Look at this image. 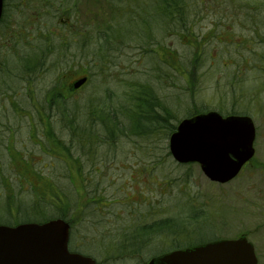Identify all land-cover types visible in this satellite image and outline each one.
<instances>
[{"label": "trees", "instance_id": "trees-1", "mask_svg": "<svg viewBox=\"0 0 264 264\" xmlns=\"http://www.w3.org/2000/svg\"><path fill=\"white\" fill-rule=\"evenodd\" d=\"M83 1H85L84 5ZM206 1H6L4 16L0 22V40L7 42L0 45V226L42 224L57 219L66 220L74 226L79 208L83 209L78 218L79 228L72 227L74 234L75 231H80V234L75 236L80 244L75 247L74 242L71 243V250L93 257L98 264H101V257L104 260H121L124 256L141 258L143 257L142 252L148 253L142 262L146 264L159 254L221 239L212 232L213 235L208 240L183 243V238L190 239L192 234L185 225L183 230L171 232V224L182 220L181 218L176 220L164 217L151 221L152 209L158 212L165 209L158 203L160 198L152 203L154 205L143 209L144 216L147 217L143 224L139 222L134 229L133 227L126 228L124 232H117L108 237L104 233L107 230L106 220L109 214H113L109 208L117 206L114 210L121 212L124 208L126 210V206L120 207L116 199L105 202V199L101 197L102 189L98 185L95 184L93 187V194L86 186L87 181L93 180L92 178L98 172L92 175L91 172L85 170V163L88 164L94 159L96 151L95 149L88 150L84 141L94 144L99 140L96 136L97 128L105 132L106 140L103 143L108 145L110 150L116 142L122 139L135 143L140 141L149 143L157 138L159 131H166L167 143L160 156L152 164L148 163L146 167H141V173H135L138 172L135 170L139 167L128 169V172L138 176L149 191L153 186H156L155 189L158 188L159 184H165L167 188L170 186L169 178L165 177L170 175L167 172L169 168H166L164 161L165 159L171 161L169 138L176 131L181 120L211 111H216L223 117L248 115L247 112L234 109L230 111L219 108L211 109L197 102V94L202 89V87L197 89V86H201L203 80L208 81V85L214 81L218 82L211 75L213 71H209L214 69L209 67L204 69L208 64L206 61L219 62V56L208 52L207 48L204 50L205 42L200 41L199 36L191 33L192 40L196 41L198 49L194 50L188 64L179 61L180 57L173 52L171 45L164 48L161 44H152L153 41L160 42L157 34L160 31L163 32V29L167 31L169 38L171 32L182 30L180 33H189L191 31L190 16H195L194 9L202 7ZM93 6L95 10H92ZM250 6L253 12L247 13L246 26H252L249 22L251 20L257 23L254 19L256 17L260 19V23H264V17L258 14L261 7L253 4ZM16 12L23 14L25 17L23 22H14ZM9 16L13 22H7L3 26L4 18L8 21ZM223 28L227 29V25ZM257 30L253 24L251 31L257 33ZM144 32L147 34L146 41L143 37ZM216 39L220 38L216 37ZM192 40L188 39L191 45ZM252 41V44H258L255 39ZM145 43H148L146 48ZM230 45L232 43L227 44V47ZM239 46L236 45V47ZM134 47L142 52V57L146 52L152 59L153 73L147 79L141 78L140 81L131 79L127 87H124L123 94L126 95L127 100L126 105L119 110L122 113L119 118L122 120L113 113L114 110L111 113L107 107L101 105H89V109L94 110L90 115L92 121L87 125L75 119L73 117L75 113L70 114L69 111L76 108L78 104L72 108L68 105L78 101L71 96L88 89L94 74L103 76L101 78L110 74L115 68V65H111L113 60L120 56L122 58L123 53L126 57H130L129 61L133 62L131 50ZM133 63L129 66L134 65ZM163 63L167 66L163 67ZM212 65L214 63L210 66ZM253 66L256 70V63ZM124 68L126 65L123 66ZM43 73L47 76L54 75L56 82H50V86L43 89L45 95L35 96L33 94H36L38 89H32L29 85L34 84L35 86L37 78ZM78 73L84 75L79 76ZM122 74L132 75L129 72H122ZM161 74H166L169 86H171L172 77H175L177 82L179 80L186 82L188 88L183 95L185 98L189 97L188 100H184L189 107L181 113L182 115H178V112L171 108L168 98L157 92V87L165 84V81H161ZM235 75L236 73L232 76ZM84 78L87 79L85 84L75 90L74 85ZM237 90L240 88H236ZM68 98L71 99L70 102ZM76 111L77 108L73 112ZM56 118L65 121L67 131L71 129V136L80 144L79 153L73 152V146H63L61 138L51 131V124ZM22 123L25 127L26 124L28 125L25 136H21L17 130ZM40 141H43L44 145L50 141L52 150L47 146L46 152L42 151ZM25 143L38 146L40 152L42 151L50 158V162L45 165L44 169H49L47 173L51 176L42 174L35 167V162H32L29 157L31 152H28V146L27 149L23 146ZM53 151L58 159L54 153L52 154ZM147 154H149L147 157L151 158L152 154L149 150ZM7 160H10L11 165L6 164ZM57 163L64 166L65 174L55 173ZM24 164L27 166L25 167ZM15 165L21 168L18 174L11 173L14 168H9ZM95 169L93 168L94 171ZM157 173L160 174L159 177ZM147 175L159 182L156 185H154L155 181L154 183L147 182L145 179ZM75 177L80 178L87 188V202L83 205L79 203L80 207L78 206L80 190L75 191L73 188L75 186L72 179L74 181ZM160 177H162V183H160ZM62 181L65 183L62 184ZM62 191L64 195L61 194ZM132 210L134 211L135 207ZM194 218L187 217L184 222H191ZM200 228L202 229L203 225ZM171 235L175 237L172 244ZM163 237H166L169 243ZM87 240L98 242V254L92 249H82L88 245ZM153 242L155 246H152ZM90 243L96 246L94 242ZM137 264L141 262L137 261Z\"/></svg>", "mask_w": 264, "mask_h": 264}, {"label": "rangeland", "instance_id": "rangeland-1", "mask_svg": "<svg viewBox=\"0 0 264 264\" xmlns=\"http://www.w3.org/2000/svg\"><path fill=\"white\" fill-rule=\"evenodd\" d=\"M84 3L85 1L82 4L84 5ZM251 4L261 7L258 14L264 17V0H207L202 7L194 9L195 16H190L191 31L189 33H180L182 30H179L171 32L169 38L167 37V31L163 29V32L160 31L157 34L160 42L153 41L152 44H161L164 48L171 45L173 52L179 55V61L188 64L192 59L194 50L198 49L196 41L192 40L191 33H194L197 37L199 36L200 41L204 40V50L207 48L208 52L219 56V62L206 61L208 64L204 68L205 70L208 67L214 69L209 71H213L211 75L218 82L214 81L211 85H208L209 82L203 80L201 86H197V89L200 87L202 89L199 90L196 100L211 109L219 108L224 111L234 109L247 112L248 116L252 117L257 131L254 160L251 161L238 179L226 185H217L211 183L205 177L198 164L178 166L172 159L171 161L165 159L164 164L166 168H169L167 172L170 173L168 177H165L169 178L170 186L167 188L165 184H159V187L156 188L158 190H156V186L151 187L150 185L152 190L147 191V187L144 186L135 173H141V167L152 164L163 152L167 143L166 131H159L157 138L149 143L142 141L135 143L122 139L116 142L110 150L109 146L103 143L106 140L105 132L97 128L96 136L99 140L94 144L93 142L84 141L88 150L95 149L94 151H96L94 159L88 164L85 163V170L91 172L92 175L98 172L92 178L93 180L87 181L86 186L93 194V187L96 184L102 189L101 197L105 199V202L116 199L120 207L124 208L126 206V210L124 208L121 212L117 209L114 210L117 206L109 208L115 216L111 213L107 217V230L104 233L108 237L117 234V232H124L126 228L131 229L133 227L134 229L139 222L143 224L147 219L144 216L143 209L149 205H154L152 203L160 198L158 203L165 209L159 210L160 212L152 209L150 213L151 221L159 218L163 219L164 217H171V219L176 220L181 218L183 221L177 220L173 225L171 224V232L181 231L185 228V225L192 234L190 239L183 238V243L208 240L213 233L216 237L231 239L238 238L242 233H247L257 250L259 264H264V23H260V19L256 17L254 19L257 23L251 20L249 22L252 26H246L247 13L253 12V9L250 8ZM83 8L85 7L83 6ZM9 9L11 10V8ZM92 10H95L94 6ZM24 19L23 14L15 13L14 22L21 23ZM7 20L4 18L3 26L7 22H13L10 16ZM253 24L255 29H258L257 33L251 31ZM224 25H227V29L223 28ZM143 37L146 41L147 34L145 32ZM216 37L220 39L217 40ZM188 39L192 40V45ZM254 39L258 44L251 43ZM5 43H7L5 40H0V45ZM229 43H232V45L227 47ZM236 45L240 46L236 47ZM144 46L145 48L148 47V43H145ZM131 51L134 63L129 61L130 57H126V54L123 53L122 58L120 56V58L113 60L114 62L111 65H115V68L110 74L104 78H101L103 77L101 75L94 74L88 89L71 96L78 101L68 105L72 108L75 104H78L76 112H73L76 108L69 111L70 114L75 113L73 116L75 119L86 125L90 123L92 121L90 115L94 109L90 110L89 105L105 106L111 113L114 110L113 113L118 118L122 116L119 110L126 105L127 100L126 95L123 94L124 87H127L131 79L140 81L141 78L147 79L153 73V61L149 58V55L143 52L144 57H142V52L136 47L132 48ZM131 63L134 65L129 66ZM212 63L214 65L210 66ZM254 63L257 65L256 70L253 69ZM124 65H126V68L123 69ZM163 65V67L167 66L166 63H163ZM122 72H129L132 75L125 76ZM134 72L137 73L134 75ZM234 73L236 75L233 77ZM78 75L84 74L78 73ZM161 76V81H165V84L159 85L156 89L157 92L168 98L171 102V108L177 111L178 115H182L181 113L189 107L184 101L188 100L189 97L185 98V95H183L188 88L186 82L183 80L177 82L176 78L172 77L171 86H169L166 74H161ZM36 82L35 86L34 84L29 85L32 89H38L36 94L33 95L43 96L45 95L43 89H47L50 82H56V78L54 75L47 76L43 73L40 74ZM235 87L240 88V90L236 91ZM175 95L178 96L174 97ZM119 119L122 120V118ZM65 125L64 120L60 118L53 119L51 131L61 138L63 146H73V152L79 153L81 151L80 144L71 136V129L66 130ZM27 128L28 125L26 124L25 127V124L22 123L17 130L21 136H25ZM42 142L39 143L40 148L46 152L45 148L47 146L51 147L50 141L46 142L47 145L42 144ZM23 146H25V149L28 146V152H31L29 157L32 162H35V167L42 174L51 176L50 173H47L49 169H44L45 165L50 162V158L42 151L40 152L38 146H30L27 143ZM147 150L152 154L151 158L147 157L149 155ZM53 153L54 156H57L54 151ZM9 161L7 160L6 164L11 165ZM56 166L57 172L55 173L65 174L62 164L57 163ZM11 167L14 168V171H11L13 174H18L21 169L18 165L9 166V168ZM134 167H139L135 170L138 172L133 174L128 172V169ZM93 168H96L95 171ZM159 176L160 174L157 173V177ZM162 177H160V183H162ZM145 179L149 183L155 181L154 185L159 182V180L152 179L148 175ZM74 181L72 179L75 186L73 188L75 191L80 190L78 193L80 200L78 206L79 203L83 205L87 202V188L80 178L75 177ZM61 183L65 182L62 181ZM61 194L64 195L65 193L62 191ZM133 207H135L134 211L132 210ZM82 212L83 209L79 208L77 219L73 223L77 227L78 218ZM187 217H195L196 219L194 218L191 222L187 221L185 223L184 219L187 220ZM202 225L203 228L201 229L200 226ZM122 226L124 227L121 229ZM79 234L80 231H75L74 235L78 236ZM163 238L168 241L166 237ZM174 239L175 237L171 235V244ZM87 241L89 242L88 245L82 249H92L94 253L98 254V242ZM90 242H94L96 246H93ZM79 244V241L75 240V246H79ZM152 246H155L154 242ZM142 255L141 258H136V256L127 258V256H124L121 260H104L102 257L100 259L101 264H137V261L142 264L148 253L142 252Z\"/></svg>", "mask_w": 264, "mask_h": 264}, {"label": "water", "instance_id": "water-1", "mask_svg": "<svg viewBox=\"0 0 264 264\" xmlns=\"http://www.w3.org/2000/svg\"><path fill=\"white\" fill-rule=\"evenodd\" d=\"M4 2L0 0V20ZM255 137L249 116L223 117L211 111L181 121L169 147L178 163H199L211 181L227 183L253 158ZM69 236L70 226L63 220L0 226V264H96L93 258L69 251ZM149 264H258V258L253 244L241 236L173 251Z\"/></svg>", "mask_w": 264, "mask_h": 264}, {"label": "flooded vegetation", "instance_id": "flooded-vegetation-1", "mask_svg": "<svg viewBox=\"0 0 264 264\" xmlns=\"http://www.w3.org/2000/svg\"><path fill=\"white\" fill-rule=\"evenodd\" d=\"M81 87H82V86H81ZM81 87H80V88H81ZM71 89H72V88H71ZM75 90H77V89L75 88Z\"/></svg>", "mask_w": 264, "mask_h": 264}]
</instances>
